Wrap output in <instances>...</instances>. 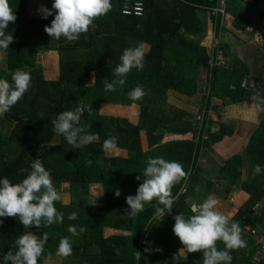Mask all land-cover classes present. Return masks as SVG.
I'll return each mask as SVG.
<instances>
[{
	"label": "trees",
	"instance_id": "16d2710c",
	"mask_svg": "<svg viewBox=\"0 0 264 264\" xmlns=\"http://www.w3.org/2000/svg\"><path fill=\"white\" fill-rule=\"evenodd\" d=\"M8 2L17 19L6 32L15 42L8 50H0V78L11 83L12 74L21 69L31 74V87L0 117V178L19 183L31 170L32 160L39 158L61 195L63 185L68 186L70 201L55 203L57 211L64 213L62 223L42 224L39 229H24L18 218H0V255L15 251L17 236L30 230L38 237L48 236L39 264H176L173 257L182 245L172 231L173 217L180 213L190 216L191 205L212 196L223 203L222 214L235 207L237 211L230 217L245 229L246 247L231 251V264H264V258L253 262L264 244V171L253 176L255 165L264 166V117L253 126L243 152L215 159L212 146L242 131L238 130L240 121L216 122L210 115L215 98L227 106L252 103L251 97L257 93L264 97V90L242 87L244 80L264 85V77L257 74L264 70L258 69V59H254L264 56V44L247 31L264 18V0H227L225 14L213 13L216 4L209 0H111V10L71 43L45 33L55 12L43 19L30 15L31 0ZM137 2L143 6L140 15L124 13L126 5ZM227 13L234 18L233 30L225 24ZM211 29L214 37L209 49L205 41ZM243 37L263 51L253 52L250 60L240 57L234 50ZM140 42L146 45L143 70L133 68L123 87L106 92L102 82L115 78L123 51ZM51 51L59 55L58 76L47 79L39 57ZM219 51L228 60L217 66L214 58ZM136 87L145 95L132 101L128 93ZM171 91L198 100V115L170 104ZM103 104L139 105L137 123L100 113ZM78 106H87L80 126L87 133L98 134V139L73 149L54 131L51 121ZM215 124L219 127L212 131ZM189 133L190 139L165 141L167 135ZM112 136L118 137L117 150L124 154L102 150L103 142ZM150 157L179 162L187 179L172 189L176 201L171 214L153 219V201L135 219H128L126 197L136 194L143 182L136 177L143 178ZM93 185L102 188L100 198L93 196ZM117 189L119 197L115 196ZM231 194L236 196L231 198ZM237 196L239 203L235 204ZM72 212L78 213L77 220L67 219ZM70 224L87 231L73 237L67 231ZM247 227L257 234L246 231ZM106 229L115 232L106 236ZM65 236L70 237L73 254L61 258L56 251ZM146 247L160 251L148 254ZM217 247L222 250L224 245L217 242ZM138 251L140 259L136 258ZM178 255L180 264H203L202 252Z\"/></svg>",
	"mask_w": 264,
	"mask_h": 264
},
{
	"label": "clouds",
	"instance_id": "9594fccd",
	"mask_svg": "<svg viewBox=\"0 0 264 264\" xmlns=\"http://www.w3.org/2000/svg\"><path fill=\"white\" fill-rule=\"evenodd\" d=\"M112 8L111 0H53L52 8L41 5L37 10L43 19L53 15L50 26L46 25L44 31L52 39L59 40L62 37L69 43L78 41L81 34L87 33L94 22L105 16ZM17 17L13 13L8 0H0V50H8L14 43V37L7 33L9 24L14 23ZM145 43L140 42L136 47H130L123 51L120 63L114 69V79H105L102 83L106 92H115L118 87L126 83L127 75L133 68L143 70L145 59ZM93 73V77H94ZM31 87V74L21 69L16 70L11 76V83L7 79L0 78V117L9 112ZM145 93L142 88L136 87L128 93L132 101L141 100ZM252 107L258 112L264 111V97L259 93L251 97ZM87 106H78L74 110H66L59 113L51 121L54 131L62 135L73 149H79L83 145L97 141L98 134L87 133L80 126V120ZM118 147V137L112 136L102 144V150L114 151ZM91 163V161H89ZM30 171L19 182L13 184L7 177L0 178V218H18L24 229H37L42 224L51 226L54 223H62L64 213L58 212L55 203L62 201L61 193L53 184V179L39 158L32 160ZM264 171V166L255 165L253 176ZM23 172V169H21ZM183 165L176 161H168L163 157L149 158L141 175L136 177L143 182L139 185L135 195L126 197L127 208L125 216L135 219L145 210L146 204L155 201L153 219L164 218L165 214H171L176 197L172 194L173 187L182 180L187 179ZM117 189L115 196H120ZM219 201L208 196L202 203L191 205V215L183 213L173 217V233L180 241L182 248L178 253H203V264H231V251L246 247V241L242 238L244 228L239 221H234L228 215L217 210ZM68 220L78 219V213L72 212ZM3 220H0V224ZM67 231L71 236H79L87 231L86 227L77 228L70 224ZM47 233L38 237L33 231H24L14 241L15 251L9 250L0 255L2 264H39V259L45 251ZM217 242H222L224 248L218 249ZM145 243H149L145 241ZM152 249L146 247L144 252L151 254ZM174 255L173 260L180 264L181 256ZM73 254L72 243L69 236L62 237L56 255L67 258ZM116 254L119 255L117 249ZM142 253L138 251L137 259Z\"/></svg>",
	"mask_w": 264,
	"mask_h": 264
},
{
	"label": "rangeland",
	"instance_id": "374dc122",
	"mask_svg": "<svg viewBox=\"0 0 264 264\" xmlns=\"http://www.w3.org/2000/svg\"><path fill=\"white\" fill-rule=\"evenodd\" d=\"M53 4V0H31L29 4V12L30 15H41L38 13V9L40 8L41 5L46 6L47 8L51 9ZM54 12V11H53ZM212 25V24H211ZM210 25V26H211ZM213 37H214V32L209 31L208 37L206 38L205 44L209 49L212 46L213 42ZM250 52V51H249ZM247 52H245L244 56L241 54L240 57H247ZM256 57V56H255ZM3 56L0 54V61L2 60ZM41 61V65L43 67V76L47 79L49 78H56L58 76V65H59V56L54 53V52H48L46 54L41 55L39 57ZM168 102L181 110H186L190 114L197 116L200 108V104L198 100L195 99H189L183 95H180L175 92H169L168 93ZM213 106L215 107L211 112V118L216 121V122H222V121H227V122H235V121H240L238 118L242 117V113L237 110L235 107L227 108L226 106L222 105L221 101L217 99H213L212 101ZM140 112V106L137 104H134L132 106H120V105H106L103 104L100 107V113L107 115V116H114V117H122V118H127L129 121L133 123H137L138 121V116ZM219 127L218 124H215L211 126V130L214 131ZM249 128V127H248ZM246 128L241 122L239 124L238 130L240 131H245V134H243V131L241 132L242 138H244L243 143L239 142V140H234L235 138H229L227 141L224 140L223 143H218L214 144L212 146V150L215 152V159L221 158L223 155L226 158L228 155H231L236 152H243V147L245 145L246 139H248L249 134L252 131V128L248 129ZM248 130V131H247ZM192 135L186 134V135H167L165 138L166 140H181V139H190ZM207 137V136H206ZM231 139V140H230ZM232 141V143H230ZM236 141L237 144L234 145ZM225 146H224V145ZM231 148V149H230ZM107 154L110 155H121L124 154L120 150H114L111 152L107 151ZM222 154V155H220ZM217 182V179L214 180ZM63 189H65V192L62 195V201L64 203H68L70 201V194L67 192L68 191V186L63 185ZM91 192L93 196L100 198L102 196V188L97 185H93L91 187ZM236 194H231V198L235 197ZM234 199V198H233ZM228 202V201H227ZM238 196L235 204H238ZM224 205L222 202L219 201V204L217 205V210L221 211L223 210ZM237 209L233 207L230 212L227 214L228 216H233L236 213ZM248 228V227H247ZM114 230H105V235L109 236L112 233H114Z\"/></svg>",
	"mask_w": 264,
	"mask_h": 264
},
{
	"label": "crops",
	"instance_id": "0c3cea01",
	"mask_svg": "<svg viewBox=\"0 0 264 264\" xmlns=\"http://www.w3.org/2000/svg\"><path fill=\"white\" fill-rule=\"evenodd\" d=\"M253 0H246V2H248V3H251ZM234 18H233V16H231V14L230 13H227V15H226V22H225V24H226V26H227V28H229V29H231V30H233V22H234V20H233ZM263 23H264V18H261L260 19V23H258V26H256V25H254L255 26V28H260L262 25H263ZM210 31H212V29L210 30ZM253 37V36H252ZM239 43L240 44H236V47H235V50H234V52H238L239 53V56L242 54L243 56H244V54H245V52H247V53H249V54H247V57H245V58H248L249 59V57L253 54V52H256L257 54L259 53H261L263 50H262V48L260 47V46H258V45H256V44H250L248 41H247V39H244V37L241 39V41H239ZM251 47V49H249ZM252 49H254V51L252 50ZM250 51V52H249ZM51 52H54V51H51ZM54 53H56V52H54ZM57 55H58V53H56ZM59 56V55H58ZM255 58H257L258 59V69L260 68L261 70H264V56H256V57H254V59ZM250 60V59H249ZM248 60V61H249ZM258 69H256V70H258ZM259 71V70H258ZM257 71V74L259 75V76H261V77H264V71L263 72H258ZM215 99H217V100H219V101H221L220 99H218V98H215ZM221 103H222V101H221ZM223 105V104H222ZM225 106V105H224ZM214 107V106H213ZM227 108H231V107H235V108H237V110H239L241 113H242V117L241 118H238V120H240V122L246 127V128H248V129H250V128H252V130H253V126L254 125H256V124H258V122H259V120L261 119V118H263L264 117V111H260V112H258L256 109H254L253 107H252V103H244V104H241V105H227L226 106ZM215 108V107H214ZM243 131V130H242ZM248 131V130H247ZM245 132H246V130L245 131H243V134H245ZM235 139L234 140H239V142H242L243 140H244V138H242V134H241V132H239L235 137H234ZM228 140V139H227ZM226 140V141H227ZM231 140V139H230ZM247 140V139H246ZM237 142L238 141H236L235 143H233L234 145H236L237 144ZM223 143V142H222ZM230 143H232V141H230ZM224 145V144H223ZM225 146V145H224ZM231 149V148H230ZM220 155H222V154H220ZM222 157H224V155L222 156ZM109 230H112V229H109Z\"/></svg>",
	"mask_w": 264,
	"mask_h": 264
},
{
	"label": "built area",
	"instance_id": "2783aa9c",
	"mask_svg": "<svg viewBox=\"0 0 264 264\" xmlns=\"http://www.w3.org/2000/svg\"><path fill=\"white\" fill-rule=\"evenodd\" d=\"M210 2H214L216 5L214 9H211L213 13H226V6H227V0H209ZM143 11V6L140 2H137L133 5H126L124 8V13L130 14L134 13L137 15H140ZM248 32H250L256 42L263 45L264 44V23L260 28H255L253 26L249 27L247 29ZM228 59L224 56V54L219 51L217 55L214 58V63L218 65H224ZM242 87H244L246 90L257 92L259 90H264V85H259L254 83L253 81L249 82L247 80H244L242 83ZM246 231L250 232L252 235H256L257 232L255 229L248 227L246 228ZM262 258H264V244L260 246V248L257 250L256 254L254 255L253 262H258Z\"/></svg>",
	"mask_w": 264,
	"mask_h": 264
}]
</instances>
